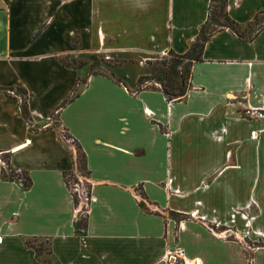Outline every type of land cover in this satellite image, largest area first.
Here are the masks:
<instances>
[{
  "label": "crops",
  "instance_id": "1",
  "mask_svg": "<svg viewBox=\"0 0 264 264\" xmlns=\"http://www.w3.org/2000/svg\"><path fill=\"white\" fill-rule=\"evenodd\" d=\"M209 2L0 1V156L30 178L4 177L0 164V264H169L178 248L201 264H264L255 243L264 239V28L252 39L228 28L209 36L179 101L139 89L138 78L88 72L80 83L83 68L59 60L183 53ZM262 9L264 0H227L243 27ZM9 89L31 95L28 111L43 116L35 127ZM59 127L80 145L92 183L81 231ZM228 227L251 240L217 233Z\"/></svg>",
  "mask_w": 264,
  "mask_h": 264
},
{
  "label": "trees",
  "instance_id": "2",
  "mask_svg": "<svg viewBox=\"0 0 264 264\" xmlns=\"http://www.w3.org/2000/svg\"><path fill=\"white\" fill-rule=\"evenodd\" d=\"M226 6L227 0H210L208 17L202 25L199 34L185 52L177 53L169 49L161 56L146 59L149 71L148 74L138 77L139 89L159 88L167 101H179L186 95L191 86L192 67L194 63L202 60L203 47L209 36L222 28H228L242 39H252L259 30L264 28V19H262L264 17V9L257 12L253 21L243 27L228 15ZM59 60L65 65L72 66H81L84 63L80 59L77 60V64L74 61L71 64L65 58H59ZM121 62L122 60H119L117 64ZM91 73L97 74L95 72ZM110 76L113 77V74H110ZM86 77L87 74L79 82L84 83ZM74 95H77V93L74 92ZM27 112L26 104L22 106L19 112L20 117L26 119ZM76 146L83 161L84 153L77 142ZM8 170L6 171L2 168V175L4 177L17 178L24 186L30 185V178L24 171L17 172L9 166ZM76 225L80 231L85 229V221L79 220L76 222Z\"/></svg>",
  "mask_w": 264,
  "mask_h": 264
},
{
  "label": "built area",
  "instance_id": "3",
  "mask_svg": "<svg viewBox=\"0 0 264 264\" xmlns=\"http://www.w3.org/2000/svg\"><path fill=\"white\" fill-rule=\"evenodd\" d=\"M7 92L14 95L18 99V111L20 112L22 106L27 104L24 103L26 102L25 94H19L13 89H9ZM255 113L257 116H262L263 114L260 110H256ZM57 114L58 111H55L50 116H48L47 120H49V122L44 124L43 127L46 128L48 126H53V124L57 122ZM35 117L43 118V116L40 114H35V116H32V114L28 111L27 117L24 119V121L29 127H35ZM58 136L64 145L72 150L73 166L72 169L65 175V181L67 188L74 200V219L76 222L79 220L86 221V217L90 210L93 199L90 176L86 168L83 166L82 157L78 152L75 139L61 127L58 128ZM0 164L4 166L6 171L8 170V164L1 156ZM136 197L142 200V197L139 193H136ZM217 233L222 237H228L232 234H235L236 236V232L229 227L218 230ZM166 260L169 264H176L179 260L182 261V264H201L199 257H187L185 251L182 248H178L174 252H169Z\"/></svg>",
  "mask_w": 264,
  "mask_h": 264
},
{
  "label": "rangeland",
  "instance_id": "4",
  "mask_svg": "<svg viewBox=\"0 0 264 264\" xmlns=\"http://www.w3.org/2000/svg\"><path fill=\"white\" fill-rule=\"evenodd\" d=\"M262 19H264V17ZM161 55L163 54L97 52L84 54L83 56L78 57L75 61L77 62V60L80 59L84 62L83 65L79 66L80 68H83V73H81V77L85 76L88 72H95L104 75L114 74L115 77L120 79L122 77H125L127 82L132 84L140 75L148 74L149 71L147 64L143 66L138 62V60L141 59V61L146 63V59H153ZM119 60H122V62L120 64H117ZM30 98L31 95L29 93L25 94L26 102L24 103L26 104ZM233 230L236 232L237 237H240L241 239L251 240L249 239L246 233L237 231L235 229ZM255 240V243H259V245H264L263 238H258ZM41 243H43L41 240H34L33 242L37 249H39L38 244Z\"/></svg>",
  "mask_w": 264,
  "mask_h": 264
}]
</instances>
